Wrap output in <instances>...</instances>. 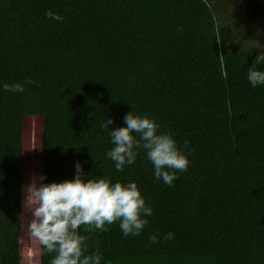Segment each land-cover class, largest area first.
<instances>
[{"label": "trees", "instance_id": "trees-1", "mask_svg": "<svg viewBox=\"0 0 264 264\" xmlns=\"http://www.w3.org/2000/svg\"><path fill=\"white\" fill-rule=\"evenodd\" d=\"M215 1L0 0V264H50L25 235L22 187L74 179L77 162L85 181L135 182L153 209L139 236L118 222L79 230L101 264H264V85L247 79L264 51L238 46L246 34ZM28 79L22 93L3 88ZM129 112L187 156L171 186L143 149L123 172L106 158Z\"/></svg>", "mask_w": 264, "mask_h": 264}, {"label": "clouds", "instance_id": "clouds-1", "mask_svg": "<svg viewBox=\"0 0 264 264\" xmlns=\"http://www.w3.org/2000/svg\"><path fill=\"white\" fill-rule=\"evenodd\" d=\"M46 17L55 21L63 20L57 13L48 10ZM257 41V46L259 47ZM264 61V54L257 56L248 69L247 79L255 87L264 85V71L256 65ZM35 84L28 79L24 84H4L5 91L22 93L25 85ZM126 127L109 131L110 142L114 145L106 152V158L115 164V169L124 171L125 165H132L138 153L143 149L154 167V176L171 186L177 179V172H185L189 166L187 156L178 147L171 133L159 131V125L148 117L129 112L124 117ZM112 119L102 127L109 129ZM135 133V135L133 134ZM138 137V138H136ZM184 147H187L185 142ZM74 179L62 182L44 183V175H33L30 182L22 187L24 193L22 208L29 217L25 235L38 244L47 253H55L50 264H101L103 259L99 250L88 253L87 237L79 230L87 232L108 231V226L119 223L125 237L139 236L153 209L143 198L137 184L119 181L112 183L106 178L85 179L82 166L77 162ZM164 239H174L169 232ZM149 242H159L157 235L149 237Z\"/></svg>", "mask_w": 264, "mask_h": 264}, {"label": "rangeland", "instance_id": "rangeland-1", "mask_svg": "<svg viewBox=\"0 0 264 264\" xmlns=\"http://www.w3.org/2000/svg\"><path fill=\"white\" fill-rule=\"evenodd\" d=\"M256 2L264 0H245L244 5H236L230 0H216L214 2L215 15L232 24L234 30L241 29L246 38L238 41V46L252 44L258 52L264 51V9L262 13H257ZM264 7V6H263ZM241 34L240 32H237ZM259 42V47L257 46Z\"/></svg>", "mask_w": 264, "mask_h": 264}]
</instances>
